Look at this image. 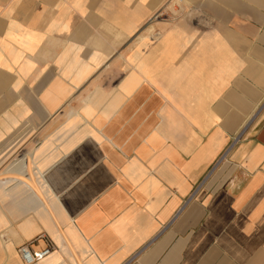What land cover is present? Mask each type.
Listing matches in <instances>:
<instances>
[{
	"label": "crops",
	"instance_id": "obj_1",
	"mask_svg": "<svg viewBox=\"0 0 264 264\" xmlns=\"http://www.w3.org/2000/svg\"><path fill=\"white\" fill-rule=\"evenodd\" d=\"M0 100V264H264V0H0Z\"/></svg>",
	"mask_w": 264,
	"mask_h": 264
},
{
	"label": "rangeland",
	"instance_id": "obj_2",
	"mask_svg": "<svg viewBox=\"0 0 264 264\" xmlns=\"http://www.w3.org/2000/svg\"><path fill=\"white\" fill-rule=\"evenodd\" d=\"M159 21L156 19L155 22L153 24H157ZM169 21H161V23H168ZM153 24L151 25L150 27V30L154 33V26ZM151 41V40H150ZM152 41H156L155 39H152ZM136 45H141V42L140 40L138 42H135ZM44 72V71H43ZM3 100H0V102H2ZM2 105L4 103H1ZM7 105V103H6ZM9 109H13V106H11V108ZM13 117H9V115L5 116V118H2L0 119V138H5L7 139L9 142H13V139H14V136L15 134H19L20 131H24L25 129H28L29 128V124L27 123V121H25V119L23 118L22 119V123H18L16 126L17 128H13V126L15 125L13 122ZM33 141L31 142V144H27V145H40V142H41V138L39 136L37 137H34L32 139ZM19 141V139H18ZM0 145H3V143ZM26 166H28L29 170L30 171V168H33V165H32V161L31 159H29V162L26 164ZM30 178L28 179L29 181V185H31L33 191H32V195L37 197L38 199L42 200L43 202L44 201V198L42 196V193H41V190H40V185L37 183V181L35 180V175L33 172H30ZM10 177H13V175L11 174H6V178H10ZM0 183L3 184V181L1 180ZM9 186V185H7ZM1 196L3 195L0 194Z\"/></svg>",
	"mask_w": 264,
	"mask_h": 264
},
{
	"label": "built area",
	"instance_id": "obj_3",
	"mask_svg": "<svg viewBox=\"0 0 264 264\" xmlns=\"http://www.w3.org/2000/svg\"><path fill=\"white\" fill-rule=\"evenodd\" d=\"M239 137L235 140V142L239 139ZM53 249V243L51 241H46L44 249L37 251L31 250L29 245L25 244L18 248V252L24 264H38L48 257Z\"/></svg>",
	"mask_w": 264,
	"mask_h": 264
},
{
	"label": "bare ground",
	"instance_id": "obj_4",
	"mask_svg": "<svg viewBox=\"0 0 264 264\" xmlns=\"http://www.w3.org/2000/svg\"><path fill=\"white\" fill-rule=\"evenodd\" d=\"M143 36H144V35H140L139 38H138V40H140L141 42H142L143 40H145L146 37H143ZM143 38H144V39H143Z\"/></svg>",
	"mask_w": 264,
	"mask_h": 264
}]
</instances>
